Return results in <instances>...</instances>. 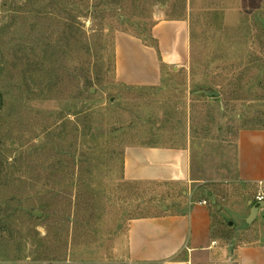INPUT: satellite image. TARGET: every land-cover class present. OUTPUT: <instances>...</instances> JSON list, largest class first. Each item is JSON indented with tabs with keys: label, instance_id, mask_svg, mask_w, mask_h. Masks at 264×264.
I'll return each instance as SVG.
<instances>
[{
	"label": "rangeland",
	"instance_id": "374dc122",
	"mask_svg": "<svg viewBox=\"0 0 264 264\" xmlns=\"http://www.w3.org/2000/svg\"><path fill=\"white\" fill-rule=\"evenodd\" d=\"M173 19L190 33L176 68L152 36ZM119 33L154 48L158 86L116 80ZM243 129L264 130V0H0V264L122 261L130 219L198 199L223 241L264 240ZM139 145L187 147L188 180H126Z\"/></svg>",
	"mask_w": 264,
	"mask_h": 264
},
{
	"label": "crops",
	"instance_id": "0c3cea01",
	"mask_svg": "<svg viewBox=\"0 0 264 264\" xmlns=\"http://www.w3.org/2000/svg\"><path fill=\"white\" fill-rule=\"evenodd\" d=\"M152 36L165 65L176 68L187 63L190 48L187 21L160 20L154 24ZM115 46L116 80L138 87H155L162 82V65L154 48L125 33L117 34ZM242 142L248 143L247 163L248 157L241 153ZM237 144L238 180L262 184L264 130H241ZM189 168L190 152L185 146L139 145L129 146L124 152V178L132 182L184 183ZM205 200H194L178 211L166 209L159 214L130 219L125 258L101 264H264V240L235 244L223 241L213 222L210 205L202 202ZM262 211L264 208L258 210V215Z\"/></svg>",
	"mask_w": 264,
	"mask_h": 264
},
{
	"label": "water",
	"instance_id": "95a60500",
	"mask_svg": "<svg viewBox=\"0 0 264 264\" xmlns=\"http://www.w3.org/2000/svg\"><path fill=\"white\" fill-rule=\"evenodd\" d=\"M199 92L203 93L204 95L209 96V97L218 96V92H216V91L201 89V90H199ZM213 203H215V201H213ZM260 208H264V200L263 201H256L250 206V211H249V215L247 217V222H250L251 220H253L256 217V214L258 213V210ZM32 215H34L35 217H40L42 214L36 210V211L32 212Z\"/></svg>",
	"mask_w": 264,
	"mask_h": 264
},
{
	"label": "built area",
	"instance_id": "2783aa9c",
	"mask_svg": "<svg viewBox=\"0 0 264 264\" xmlns=\"http://www.w3.org/2000/svg\"><path fill=\"white\" fill-rule=\"evenodd\" d=\"M255 200L256 201H263L264 200V190H260L256 195H255ZM203 203H206V201H202Z\"/></svg>",
	"mask_w": 264,
	"mask_h": 264
},
{
	"label": "trees",
	"instance_id": "16d2710c",
	"mask_svg": "<svg viewBox=\"0 0 264 264\" xmlns=\"http://www.w3.org/2000/svg\"><path fill=\"white\" fill-rule=\"evenodd\" d=\"M155 43V42H154Z\"/></svg>",
	"mask_w": 264,
	"mask_h": 264
}]
</instances>
